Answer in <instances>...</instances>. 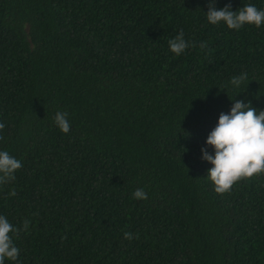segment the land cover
Returning a JSON list of instances; mask_svg holds the SVG:
<instances>
[{
    "label": "trees",
    "instance_id": "1",
    "mask_svg": "<svg viewBox=\"0 0 264 264\" xmlns=\"http://www.w3.org/2000/svg\"><path fill=\"white\" fill-rule=\"evenodd\" d=\"M0 264H264V0H0Z\"/></svg>",
    "mask_w": 264,
    "mask_h": 264
}]
</instances>
